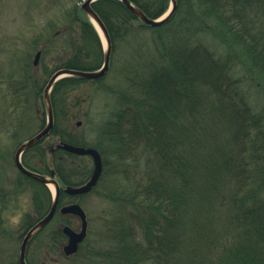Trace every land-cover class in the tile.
<instances>
[{
    "label": "trees",
    "instance_id": "1",
    "mask_svg": "<svg viewBox=\"0 0 264 264\" xmlns=\"http://www.w3.org/2000/svg\"><path fill=\"white\" fill-rule=\"evenodd\" d=\"M81 1L32 0L34 15H25L37 20L32 39L0 42V134L15 146L45 126L43 92L57 70L103 65L101 38ZM130 1L152 19L171 2ZM92 7L109 34V69L99 79L59 80L50 93L53 129L22 156L26 168L57 179L60 208L77 202L64 188L84 184L93 170L90 157L56 146L101 154L105 169L90 194L110 200V215L97 244L85 241L71 260L264 264V0H176L170 19L156 27L121 0H98ZM112 78L113 110L97 139L85 143L72 128L77 99H89L80 89L108 92ZM13 181L11 190L0 188V203L5 193L30 186L34 215L25 214L17 227L25 233L49 212L53 196L18 169ZM57 220L70 225L59 211L49 224ZM46 228L30 246L43 243ZM56 230L47 250L57 254L64 235L59 225Z\"/></svg>",
    "mask_w": 264,
    "mask_h": 264
},
{
    "label": "rangeland",
    "instance_id": "2",
    "mask_svg": "<svg viewBox=\"0 0 264 264\" xmlns=\"http://www.w3.org/2000/svg\"><path fill=\"white\" fill-rule=\"evenodd\" d=\"M43 1L45 0H42V2ZM84 1L85 0H82L79 3L80 7ZM35 5L36 4L33 3L32 0H0V42L5 40L6 43L10 42L11 44L16 45L17 41V43L20 44L21 41L28 42L32 39L31 35L34 36V33L38 29L37 20L30 17V20L33 21L31 22L28 17L25 18V15H27L28 12H31L32 14L35 10ZM169 6H171V3ZM88 19L97 30L103 44V49H105L106 46L103 41V38L105 39V37L104 35L102 36V31H99L97 25L90 19L89 16ZM107 83H109L108 92L92 85H87L80 89L79 93L82 92L87 94L89 99L86 102L78 101L77 99V110H74V112H77V118L72 122V128L75 129L78 137L82 138L85 143H91L95 140V138L97 139L98 127H100L109 118V114L113 110V97L109 92L111 87L115 86L116 81L112 78L109 79ZM80 96L81 95L79 94V98ZM19 146L18 144L15 146L14 141L10 140V137L7 134H0V188L3 190L9 191L14 187L13 180L14 177L17 176V168L14 164V155ZM89 159L93 170V161L91 158ZM103 169H105L104 165ZM106 174L109 175L107 171ZM43 175L50 178L48 174ZM113 179L114 178L109 176V183ZM19 188H17L18 190L16 193L14 191L5 193L1 199L3 200V203H0V219L2 215L7 228L4 231L0 229V264H10V261L12 260H16V262L18 261L22 237H20V231L18 232L17 227L21 218L25 214L29 213L34 215L31 197L32 191L30 186L25 182ZM50 191L52 194L54 193V190L50 189ZM75 196H78L77 201H80V205L87 213L89 220L88 235L85 241H87L88 244H97V232L100 228H102V225L105 222L104 220L110 215V200L102 197V194L95 193H88L80 198V195ZM64 217L70 222V226L74 230L80 229L79 219L68 216ZM58 225L60 226L61 231L63 225L65 224H63L61 220H57L49 224L40 236V238L44 239L43 243L39 244L40 239H38L30 246L29 256L30 258L34 256L33 258L36 260V264H63V262H66V264H77V260H66L61 255V246L66 240L65 237L60 240V246L57 254L48 252L47 250V246L49 247L51 244L50 242L53 236L52 233L53 231H57L56 229ZM52 258H54L56 262L55 260L52 261Z\"/></svg>",
    "mask_w": 264,
    "mask_h": 264
},
{
    "label": "water",
    "instance_id": "3",
    "mask_svg": "<svg viewBox=\"0 0 264 264\" xmlns=\"http://www.w3.org/2000/svg\"><path fill=\"white\" fill-rule=\"evenodd\" d=\"M98 0H85L81 8L86 12V14L90 17V19L97 23V25L100 27L105 40H106V47L104 49V59H103V65L101 68L93 71H81V70H71V69H59L57 70L52 77L49 79L44 92H43V104L44 108L47 113V121L45 126L42 130H40L37 134L32 136L30 139H28L26 142H24L22 145L18 147V149L15 152L14 155V163L16 168L25 176L34 179L44 185H46L49 189L50 184L54 186V193H53V199L52 204L49 212L40 219L25 235L23 238V242L21 244L20 248V254H19V264H26L25 261V255L26 250L29 242L31 239H33L34 236H36L42 229H44L50 221L53 219L54 215L56 214L58 210V203H59V196L61 193V187L58 183V181L53 178V175L51 177H47L41 173L32 171L28 168H26L22 162V156L23 154L31 149L32 147L39 144L41 141H43L52 131L54 126V117H53V110L50 100V93L53 88V86L61 79L66 77H78L82 79H99L103 77L110 65V56H111V42L109 38V34L107 32V29L99 17V15L95 12L92 5ZM144 24L152 27L160 26L162 24H165L170 17L172 16L173 12L176 9V0H171V7L168 10L166 14H164L162 17L158 19H152L149 18L145 13L139 9L137 6H135L130 0H121ZM41 51H38L35 59H34V65L37 66L40 60ZM57 149H63L67 152H70L72 154L81 155V156H90L93 160V172L91 175V178L89 181L83 185L80 186H67L64 188V191L72 196L75 195H84L89 193L97 184L103 170V161L100 152L95 148H87L82 146H75L68 143H61L57 145ZM60 213L63 215H75L79 217L81 220V227L80 230H74L69 226L62 227V233L67 237V243L63 247V252L66 256H70L75 254L79 250V245L86 239L87 237V229H88V221H87V214L83 207L80 204L73 203L66 206H63L60 209Z\"/></svg>",
    "mask_w": 264,
    "mask_h": 264
},
{
    "label": "flooded vegetation",
    "instance_id": "4",
    "mask_svg": "<svg viewBox=\"0 0 264 264\" xmlns=\"http://www.w3.org/2000/svg\"><path fill=\"white\" fill-rule=\"evenodd\" d=\"M90 179V178H89ZM89 179H87L86 181H85V183L89 180ZM77 186H79V185H77ZM73 203H77V204H80L79 203V201H77V202H69L68 204H66V205H69V204H73ZM66 205H64V206H66ZM63 207V206H62ZM62 207H60L58 210H59V212H60V209L62 208ZM62 216H68V217H74V218H77V219H79V217H77V216H75V215H63V214H61ZM54 218V217H53ZM52 221V220H51ZM50 221V222H51ZM79 221H80V227H81V220L79 219ZM87 221H88V228H89V220H88V216H87ZM49 225V224H48ZM47 225V226H48ZM46 226V227H47ZM64 226H69V227H71L70 225H67V224H65V225H63V227ZM33 227V226H32ZM31 227V228H32ZM30 228V229H31ZM72 228V227H71ZM73 229V228H72ZM80 230V229H79ZM78 229H77V231H79ZM29 231V230H28ZM27 231V232H28ZM62 231V230H61ZM27 232H25V233H20V236L22 237V242H23V238L25 237V235L27 234ZM64 235V234H63ZM87 235H88V229H87ZM35 237V236H34ZM34 237H33V239H34ZM64 237H65V242L62 244V246H61V252H62V257L64 258V259H66V260H71V259H73L74 257H75V255H77V253H78V251L75 253V254H73V255H70V256H66L65 254H64V252H63V247H64V245L67 243V237L64 235ZM87 238V237H86ZM33 239H31V241L33 240ZM86 240V239H85ZM85 240L81 243V244H83L84 242H85ZM31 241L29 242V244H28V246H27V250H26V255H25V261H26V264H33L34 262L36 263V260L33 258L34 256H32L31 257V259L34 261V262H31L30 260L31 259H28V252H29V246H30V243H31ZM22 242H21V244H22ZM81 244L79 245V248H80V246H81ZM20 248H21V245H20ZM53 260H55L54 258H52V261ZM15 261L16 260H12V261H10V264H14L15 263ZM18 264H19V257H18ZM31 262V263H30ZM55 262H56V260H55ZM43 264H45V263H43Z\"/></svg>",
    "mask_w": 264,
    "mask_h": 264
},
{
    "label": "bare ground",
    "instance_id": "5",
    "mask_svg": "<svg viewBox=\"0 0 264 264\" xmlns=\"http://www.w3.org/2000/svg\"><path fill=\"white\" fill-rule=\"evenodd\" d=\"M96 25H97V23H95ZM97 27H98V29H99V31L101 32V29H100V27L97 25ZM101 34H102V32H101ZM102 36H103V34H102ZM103 41H104V44H105V46H106V41H105V39L103 38ZM50 188H51V190H54V186L52 185V184H50Z\"/></svg>",
    "mask_w": 264,
    "mask_h": 264
}]
</instances>
